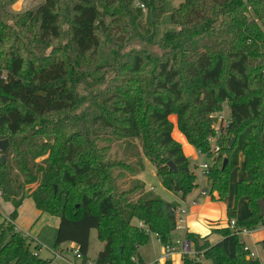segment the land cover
Returning a JSON list of instances; mask_svg holds the SVG:
<instances>
[{"label":"trees","instance_id":"obj_1","mask_svg":"<svg viewBox=\"0 0 264 264\" xmlns=\"http://www.w3.org/2000/svg\"><path fill=\"white\" fill-rule=\"evenodd\" d=\"M140 1L145 12L134 0H44L14 17L0 0V141H10L0 151L1 198L13 220L26 199L60 216L54 248L73 243L88 255L97 230L104 249L96 264L143 263L150 234L174 245L177 203L136 179L147 160L182 199L198 187L171 116L212 159L214 200L228 197L243 165L235 199H249L251 216L237 227L264 226V0H181L171 13L177 29L160 41L167 0ZM100 47L114 52V64L98 65ZM224 105L228 134L213 158L208 140ZM115 143L121 158L111 156ZM221 233L214 246L186 238L211 264H261L230 228ZM34 251L14 226L0 225V264H49ZM184 264L202 263L185 256Z\"/></svg>","mask_w":264,"mask_h":264},{"label":"crops","instance_id":"obj_2","mask_svg":"<svg viewBox=\"0 0 264 264\" xmlns=\"http://www.w3.org/2000/svg\"><path fill=\"white\" fill-rule=\"evenodd\" d=\"M183 147V151L185 155L189 158V154H187L186 150L188 149L191 152L189 147V143L186 137L181 133H177L176 137H174ZM196 150V149H195ZM197 151V150H196ZM243 160V159H242ZM191 162V161H190ZM196 163V161H195ZM212 163V162H211ZM196 166V165H195ZM240 173L236 180V184L244 180L246 178V173L244 171L243 165L241 164L239 169ZM235 171L233 173H235ZM232 173V175H233ZM232 178V177H231ZM141 181V180H139ZM142 182V181H141ZM202 184V188L199 190V185ZM236 184L234 187V193L231 200L227 199L224 201L214 200L211 192L208 196L201 195V191L210 190V182L207 178H198L197 179V188L196 190L186 197L182 199L178 196L179 202L177 203L178 207L184 206L188 209V215L186 218V222L184 225V229L178 231V229L173 233V243L176 244L179 240H187V234H193L200 238L201 246L208 244L209 246H214L217 243L223 240V235L221 233L222 230L230 228V221L235 219L236 221L247 220L251 216V209L249 206V199L242 198L236 202L235 199V190ZM146 187V186H145ZM147 188V187H146ZM155 192V188H150L148 190H152ZM205 198L204 202L201 203V198ZM217 197V195H215ZM32 200V199H30ZM27 200H25L26 202ZM25 202L20 207L18 211V216L15 219V224L18 228L22 230H26L31 232L35 228L34 225L37 223L38 217H42L41 212L36 208L34 201L32 200L35 206V213L28 219H23V214L21 215V211L23 210V206ZM10 202H5L0 196V212L3 215L10 216L13 212L14 208L10 206ZM8 206V207H5ZM6 212V213H5ZM230 215H233L234 218L230 220ZM3 223V220L0 219V225ZM35 223V224H34ZM60 223V220H59ZM37 225V224H36ZM232 231V230H231ZM181 233L182 235H178ZM36 236H39V232H36ZM38 238V237H37ZM155 240L153 241V253L149 254L145 251L140 250L141 261L144 263H152L156 261H161V264H167L166 260H163L162 257L164 255V245L155 236ZM243 243L248 246L252 253H254V258L258 259L261 264H264V226L260 227L256 230H253L250 234L243 235L240 238ZM40 241V238H38ZM41 242V241H40ZM191 242V241H190ZM191 245L194 249L195 244L191 242ZM63 246V245H62ZM195 250V249H194ZM196 251V250H195ZM197 252V251H196ZM162 259V260H161ZM170 264H184V257L182 256L180 251H177L171 258ZM202 264H211L208 260H202Z\"/></svg>","mask_w":264,"mask_h":264},{"label":"rangeland","instance_id":"obj_3","mask_svg":"<svg viewBox=\"0 0 264 264\" xmlns=\"http://www.w3.org/2000/svg\"><path fill=\"white\" fill-rule=\"evenodd\" d=\"M6 1H8V3H9L7 10L14 17L19 16V15H23L27 11H31V10L35 9L37 6H39L40 4H42L44 2V0H6ZM181 2H182L181 0H167L166 12H165V14L161 20V24L157 27V30H156V40L157 41H160L166 33L171 32V31H175L177 29L176 26L172 23L171 13H172L174 8H177L180 5ZM152 51L155 53L159 52L158 48H155V47L152 48ZM114 57H115V55H114L113 51L108 52L105 49V47H100V49L98 51V58H99L98 65H101V66L112 65V64H114ZM222 112H224L226 115L228 114L229 110H228L227 105H224ZM170 120L172 121V123L174 125L173 133H172L173 138H174V137H176L177 133L181 134V132H180L178 125H177V117L171 116ZM215 127H216V130L219 129V132H217V133L215 132L212 136H214V138L216 140H218L217 142L220 145V152H219V154H220L222 151V147H223L222 146L223 140L228 134L229 125H225L224 128L220 129L218 126V121H217V125ZM233 139L234 138H232V140ZM232 140H231V142H232ZM175 141H177V140L175 139ZM189 147L191 149V152H189L188 149L186 150V152L190 156L191 168H192V170H194V172L196 174V166L195 165H198L200 163L209 162L210 160L207 159L206 157L200 156L199 152H197L195 150V148L193 146H191L190 144H189ZM122 151H123V147H120L118 144L115 143L112 150H111V153H112L111 156L112 157L117 156L118 158H121ZM225 159H227V158H225ZM242 159H243V157L241 158V161L243 162ZM195 161H196V163H195ZM198 171H200V169ZM239 173H240V171L237 170L232 175L231 183H230V193H229V197L227 198L229 200H231L233 197L232 194L234 193V187L236 184L235 182L238 178ZM196 177H197V179L199 178L198 176H196ZM200 178H203V177H200ZM136 179L141 180L142 183L145 184V186L147 187L146 188L147 191H150V190H148L150 188H155L154 194L156 196L160 197L161 199H163L164 201L169 202V203L179 202V199H178L179 195L177 193L171 192V191L167 190L166 188H164L160 179L156 175V170H155L154 166L149 161L144 160V171L140 175H138L136 177ZM201 188H202V184L199 185V190ZM207 192L209 194L211 191L207 189ZM204 199H205L204 197L201 198L200 202L203 203ZM26 200L27 201L25 202V205L23 206V210L21 211V215L23 214V219L30 218L35 213V209H36L32 200H30V199H26ZM10 206H11V204H10ZM12 206H11V208H12ZM5 207H8V206H5ZM59 220H60V216L56 217V216H50L48 214H44L42 217L41 216L38 217L37 223H36L37 225L34 223L35 228L32 231V235L35 237L34 234L36 232H39V234H40L39 236H36V237L40 238L41 244L43 245V248H44L40 253L41 257L43 259H48L51 256V254L49 253V251H47V249H53L55 246L57 230H58V226H59ZM178 235L180 236L182 234L179 233ZM155 236L156 235H154V234H150L149 243L145 247L140 249L141 252L145 251L149 254L153 253V247L154 246H153L152 240L156 239ZM10 238H11V234L9 231H7L5 233L3 240H2V245H4ZM179 241H182V240H179ZM72 244L73 243H66L62 247H70V246H72ZM33 247H35V246H33ZM103 249H104V243L99 241L97 230H95V229L92 230L91 236H90V246H89V251H88L87 257L91 261H96L99 253ZM162 259H163V257H162ZM202 260H205L204 257L202 258Z\"/></svg>","mask_w":264,"mask_h":264},{"label":"built area","instance_id":"obj_4","mask_svg":"<svg viewBox=\"0 0 264 264\" xmlns=\"http://www.w3.org/2000/svg\"><path fill=\"white\" fill-rule=\"evenodd\" d=\"M135 1V5L138 9L142 10L143 12L146 11V7L145 5H143L141 3L140 0H134ZM214 118L217 119L218 121V126L219 128H224L225 125H229L230 121L229 118L227 117V115L224 112H221L219 114L214 115ZM215 132H219L218 130H215ZM218 140H216L214 138V136L210 137L208 142L210 144V155L211 157L215 158L218 157L219 152H220V145L217 142ZM199 155L202 157H206L207 159L208 156L205 153H201L199 152ZM209 162H205V163H200L198 165H196V174L194 172V174L198 177H203V178H207L209 179V172L210 169L212 167V159H209ZM200 169V171H198ZM150 191H153L150 190ZM201 195L204 196H208V192L206 191H201L200 193ZM2 194L0 193V196ZM175 214H176V230H181L184 229V225L186 222V218L188 215V209L187 207L184 206H180L177 207L175 210ZM0 219L3 220V223H6V225H12L14 226V230L15 233L21 235L24 239L28 240L30 243H32L33 246H35V251H34V255L37 257H41V251L44 249L43 245L41 244V242L38 240L37 237H34L29 231L26 230H22L20 228H18L15 224V220H13L10 216H6L3 215L0 212ZM140 227H143L142 224H139ZM230 229L232 230V232L234 234H237L240 238L243 235L246 234H250L253 230H250L246 227L243 228H238L237 227V221L235 219H232L230 221ZM164 255H163V260H166V263H168L172 256L177 252L180 251L182 256H188L189 258H191L192 260H195L197 263H202V258L203 256V252H196L192 245L191 242L188 240H183V241H179L174 245H167L164 246ZM244 250L246 252H248L250 254L251 257H254V253L251 252L250 248L248 246L245 245ZM47 251H49V253L51 254L50 258L45 259L49 261V264H96V261H91L86 254H84L81 250L80 247L72 244V246L70 247H59V248H53V249H47ZM201 257H200V256ZM42 258V257H41ZM133 262L135 264H161V261H156V262H152V263H141L139 261L138 257H134Z\"/></svg>","mask_w":264,"mask_h":264},{"label":"water","instance_id":"obj_5","mask_svg":"<svg viewBox=\"0 0 264 264\" xmlns=\"http://www.w3.org/2000/svg\"><path fill=\"white\" fill-rule=\"evenodd\" d=\"M234 143H235V139L232 140L231 147L234 145ZM9 147H10V141L9 140H1L0 141V151L1 152H6L9 149ZM5 160H6V156L4 155L3 161L5 162ZM227 162H228L227 159H225L223 168H225ZM170 167H171L172 171H176V168H175V165L173 162H170ZM56 190H57V187H55V191ZM258 206L261 210V215L264 216V201H262V200L259 201Z\"/></svg>","mask_w":264,"mask_h":264}]
</instances>
